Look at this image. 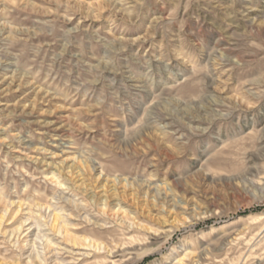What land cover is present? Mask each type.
Returning <instances> with one entry per match:
<instances>
[{
    "label": "rangeland",
    "instance_id": "1",
    "mask_svg": "<svg viewBox=\"0 0 264 264\" xmlns=\"http://www.w3.org/2000/svg\"><path fill=\"white\" fill-rule=\"evenodd\" d=\"M263 182L264 0H0V264H264Z\"/></svg>",
    "mask_w": 264,
    "mask_h": 264
},
{
    "label": "bare ground",
    "instance_id": "2",
    "mask_svg": "<svg viewBox=\"0 0 264 264\" xmlns=\"http://www.w3.org/2000/svg\"><path fill=\"white\" fill-rule=\"evenodd\" d=\"M19 85V84H18ZM61 127V126H60ZM262 182V181H261ZM260 183V182H259ZM264 183V182H263ZM243 256V255H242ZM247 257V256H246Z\"/></svg>",
    "mask_w": 264,
    "mask_h": 264
}]
</instances>
